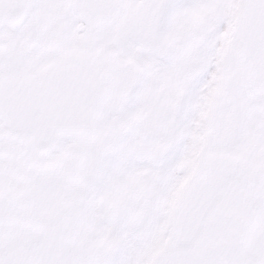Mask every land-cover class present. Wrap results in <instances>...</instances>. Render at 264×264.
I'll return each instance as SVG.
<instances>
[{
    "label": "flooded vegetation",
    "instance_id": "obj_1",
    "mask_svg": "<svg viewBox=\"0 0 264 264\" xmlns=\"http://www.w3.org/2000/svg\"><path fill=\"white\" fill-rule=\"evenodd\" d=\"M17 4V8L25 11V0H0V21L3 19V13L11 8L13 3ZM6 7V8H5ZM28 18L25 19L26 23ZM6 38H11V25L6 23ZM48 32L42 34V39L47 36ZM22 43V41H20ZM23 44V43H22ZM24 45V44H23ZM3 62L0 54V80L10 73H21L22 68H8ZM117 73H123V67H116ZM100 77L104 78L101 74ZM186 90L184 88H174L172 91H161L160 96L155 99L147 108L140 111L137 106V112L133 116L127 113L119 112L122 121L117 126H105V122L97 118L83 121V130L77 127L69 128L70 137H79L91 146L95 140L113 139V143L117 142L116 151L118 152L119 161L115 169L111 173H107L103 164L90 165L89 155H84V164L80 167L77 174V182H72L75 175L69 177L70 164L59 166L55 171V177L52 180L53 192V222L58 225L60 219L67 213H72V220L75 218H88L93 215V211L97 216L110 218L112 222H122L126 228H130L135 223H143L148 210V204L155 200L154 186L157 182L161 183L164 169L167 170V164L164 163L159 167L158 175L155 173L156 156L158 161L173 155L175 131L174 120H181L186 124L189 130V137L185 139V144L181 148L179 154L193 152L196 137L195 130L201 132L205 137V144L199 146L194 152L201 158L197 171L205 168L213 174L218 175L220 167L229 163L231 165L229 174L235 173L236 161L229 154L233 152L231 144L225 140H220L219 136V117L214 119L212 111L214 102L211 106H206V114L204 110L197 108L194 114H189L195 110L196 99L192 103L191 109L186 110L183 99ZM205 94V93H204ZM89 124L103 126L102 130L97 133L86 132ZM96 129V126H93ZM63 131H47V134L65 135ZM112 130V132L110 131ZM130 129H135L130 132ZM42 133L38 137H42ZM197 147V146H196ZM243 164L253 165L251 161L245 158H238ZM263 171L264 179V161L258 163ZM254 165H257L255 163ZM186 178V170L178 175ZM146 181L140 184V179ZM160 180V181H157ZM195 180V177L194 179ZM202 183L209 181L208 174L202 176ZM106 195L108 201L101 202V196ZM65 196V200H60ZM260 201L262 208L261 227L264 230V196L254 197ZM93 203V206H90ZM160 204V203H159ZM168 209V207H167ZM165 217V216H164ZM163 218V216H162ZM71 220V223H72ZM72 227V225H71ZM70 227V228H71ZM70 230V229H69ZM70 233H65L61 245H68V237ZM260 253L264 264V238Z\"/></svg>",
    "mask_w": 264,
    "mask_h": 264
},
{
    "label": "rangeland",
    "instance_id": "obj_2",
    "mask_svg": "<svg viewBox=\"0 0 264 264\" xmlns=\"http://www.w3.org/2000/svg\"><path fill=\"white\" fill-rule=\"evenodd\" d=\"M210 80V79H209ZM246 138L248 139V135L246 136Z\"/></svg>",
    "mask_w": 264,
    "mask_h": 264
}]
</instances>
